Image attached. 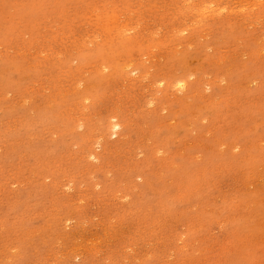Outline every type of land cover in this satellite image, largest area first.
I'll use <instances>...</instances> for the list:
<instances>
[{
    "label": "rangeland",
    "instance_id": "374dc122",
    "mask_svg": "<svg viewBox=\"0 0 264 264\" xmlns=\"http://www.w3.org/2000/svg\"><path fill=\"white\" fill-rule=\"evenodd\" d=\"M0 264H264V0H0Z\"/></svg>",
    "mask_w": 264,
    "mask_h": 264
},
{
    "label": "bare ground",
    "instance_id": "6f19581e",
    "mask_svg": "<svg viewBox=\"0 0 264 264\" xmlns=\"http://www.w3.org/2000/svg\"><path fill=\"white\" fill-rule=\"evenodd\" d=\"M216 9V8H215ZM218 10H220V9H218ZM213 11V10H212ZM200 12V11H199ZM214 12V11H213ZM208 13V12H207ZM215 13V12H214ZM201 16V15H200ZM127 69V68H126ZM178 86L180 87V89H182L185 85L182 83V81H179L178 82ZM116 124V123H115ZM118 124H116V125H112V133H113V135H116V130L118 129V126H117ZM96 240V239H95ZM94 246V245H93ZM90 249H93V247H90Z\"/></svg>",
    "mask_w": 264,
    "mask_h": 264
}]
</instances>
